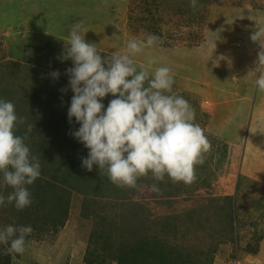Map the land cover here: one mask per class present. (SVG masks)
<instances>
[{
  "label": "rangeland",
  "instance_id": "obj_1",
  "mask_svg": "<svg viewBox=\"0 0 264 264\" xmlns=\"http://www.w3.org/2000/svg\"><path fill=\"white\" fill-rule=\"evenodd\" d=\"M78 23L102 56L160 38L134 59L171 69L211 142L191 185L149 174L122 187L81 167L89 150L67 115L72 61L57 59ZM261 27L264 0H0V99L26 121L17 135L34 124L26 143L41 163L32 204L0 206V229L33 228L22 255L0 244V264H264V90L253 72L264 47L251 39ZM12 191L0 174V194Z\"/></svg>",
  "mask_w": 264,
  "mask_h": 264
},
{
  "label": "clouds",
  "instance_id": "obj_2",
  "mask_svg": "<svg viewBox=\"0 0 264 264\" xmlns=\"http://www.w3.org/2000/svg\"><path fill=\"white\" fill-rule=\"evenodd\" d=\"M197 0H190L195 8ZM82 25L76 24L69 32L67 46L57 59L71 60L65 70L68 88L73 95L68 108V121L80 126L69 134L78 140L88 155L81 157V167L88 172L98 166L100 175H107L117 186L137 188L141 177L151 174L162 182L167 175L173 182L191 185L196 180V166L203 165L211 142L204 129L195 123V109L183 97L173 92L174 78L168 66L148 58L147 66H137L134 57L146 47L160 41L154 34L146 39L131 38L124 52L102 56L95 43L87 42ZM251 39L264 47V27ZM255 85L264 90V51L253 71ZM58 79L60 71H53ZM61 91H66L62 89ZM111 94L105 108L103 99ZM23 117L16 113L15 104L0 99V174L3 183L13 191L0 194V206L14 203L18 211L32 204L28 185L41 176L40 157L32 154L26 143L35 128L27 123L26 132L17 135ZM159 192L157 183L150 185ZM33 232L31 225H8L0 229V244L9 245L5 254H20L26 250V237Z\"/></svg>",
  "mask_w": 264,
  "mask_h": 264
},
{
  "label": "trees",
  "instance_id": "obj_3",
  "mask_svg": "<svg viewBox=\"0 0 264 264\" xmlns=\"http://www.w3.org/2000/svg\"><path fill=\"white\" fill-rule=\"evenodd\" d=\"M155 251V247L153 248ZM140 252H132L131 255H133L134 257H136L137 254H139ZM151 256H155V254H152ZM135 259L130 258V262H133ZM129 264H134V263H130ZM122 264H126V258L123 260V262H120Z\"/></svg>",
  "mask_w": 264,
  "mask_h": 264
}]
</instances>
